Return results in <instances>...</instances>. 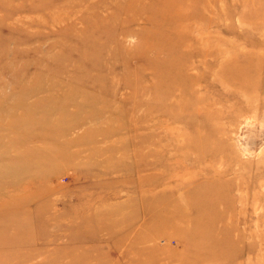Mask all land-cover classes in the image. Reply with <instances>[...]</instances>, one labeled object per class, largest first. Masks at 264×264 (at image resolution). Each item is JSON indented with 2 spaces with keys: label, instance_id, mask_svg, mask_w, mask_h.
<instances>
[{
  "label": "rangeland",
  "instance_id": "1",
  "mask_svg": "<svg viewBox=\"0 0 264 264\" xmlns=\"http://www.w3.org/2000/svg\"><path fill=\"white\" fill-rule=\"evenodd\" d=\"M131 1L0 0V264H264V0Z\"/></svg>",
  "mask_w": 264,
  "mask_h": 264
},
{
  "label": "bare ground",
  "instance_id": "2",
  "mask_svg": "<svg viewBox=\"0 0 264 264\" xmlns=\"http://www.w3.org/2000/svg\"><path fill=\"white\" fill-rule=\"evenodd\" d=\"M199 1H203V2L207 3L209 6L212 5L209 0H199ZM137 2H138V0L137 1L134 0V1L129 2V4L130 5H136ZM197 3H198L197 0L195 3L193 0H165L163 2H159L158 4H156V6L155 5L151 6L149 8L148 12L150 13L152 18L155 17L159 20H168V18H169L170 19L169 23H170V25H172V28H174V31H182L184 28L187 29L186 28V26H188V25H186L187 22L191 21L194 17H196V16L198 17L201 14L199 11L197 12L195 10V6L197 5ZM124 8L126 9V7H124ZM125 9H122V11H125ZM140 13H141V11L135 10L134 16H137ZM203 18H205V17H203ZM132 19H134V18H132ZM130 21H133V20H130ZM150 22L154 23L155 21H150ZM188 29H189V27H188ZM200 31H203V30L201 29ZM189 32L190 31L187 30L186 37L182 38V43H184V47L186 48L185 50H187L185 52L186 57L193 56V54H194L188 47L189 45H191L192 42H195V41H199V43L202 42L201 39H197V38L193 39L190 36ZM189 37H190V42H188ZM175 40H178V38H175ZM195 51L199 52V50H195ZM95 52L97 53V51H95ZM173 54L174 53H169V57L165 56L163 59H161V60L158 59V60L161 61L160 66H162L164 68V72H163L164 79L170 81L172 83L170 85L175 86V84H177L180 87L179 83H182L183 80H186L185 76L183 75V73L181 71L185 72V68L188 65L185 66L182 63V61L180 59L175 58L173 56ZM158 60H156V61H158ZM199 78H202V77H199ZM187 80H192V79H187ZM39 86H41V85L33 86V89L30 92H37L38 90L41 89ZM171 89H172V87H171ZM167 90L169 91L170 89H167ZM167 90H166V93L168 92ZM15 122H17L19 124H23L21 122V119L16 120ZM23 126H26V125H23ZM58 130H57V133H58ZM28 136H30V135H28ZM193 196L195 198H192V200L198 201L199 205L203 204L204 209L210 206L209 203L217 200L216 196L210 191L205 192V193H196ZM9 203L11 205V201H9V202L6 201L3 204L8 205ZM199 216L205 217L206 216L205 211L200 210L197 214V217H199Z\"/></svg>",
  "mask_w": 264,
  "mask_h": 264
}]
</instances>
